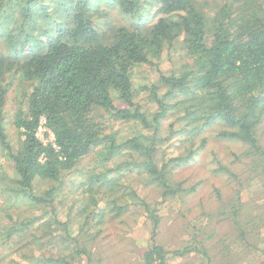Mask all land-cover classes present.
Listing matches in <instances>:
<instances>
[{"label": "trees", "instance_id": "1", "mask_svg": "<svg viewBox=\"0 0 264 264\" xmlns=\"http://www.w3.org/2000/svg\"><path fill=\"white\" fill-rule=\"evenodd\" d=\"M141 1L114 0L111 5L117 6L123 16L134 17L143 10ZM221 1L214 16L209 17L193 5L194 0H158V17L145 29L147 31L135 25H119L111 29V40L104 44L97 41L94 13L90 10L94 6L90 0H0V148L5 151L14 173L8 178L6 188H0V194H6L5 203L8 197L13 200L22 197L29 201L27 208L38 210L37 215L15 217L14 211L5 209L0 216V235L12 244L22 240L25 246L24 251L21 244H15L17 254L23 258L28 254L30 259L34 252L31 261L35 264H75L82 257L91 259L88 242L100 230L92 236H87L86 230L71 236L75 219L82 221L83 217V228L103 223L107 216L108 219L126 218L129 206L122 197L125 187H119L118 177L122 174L118 173L128 167H137L147 176L148 184L160 187L165 195L175 196L181 188L171 175L175 167L196 154L190 140L202 127L218 124L217 137L245 143L259 158L264 154L257 138L264 116V14L251 11L247 16L231 17L230 10L247 0ZM209 19L215 25L211 29H207ZM47 20L55 25L53 37L47 36ZM179 34L184 36L182 50L190 61L169 74L158 73L150 88L158 108L148 119V114L134 101L137 90L133 69L152 64L150 56L158 55L165 43L170 47ZM41 36L50 39L46 42ZM36 47L44 48L36 52L33 50ZM8 67L29 81L31 87L24 97L25 109H19L13 117L12 124L21 135L16 148L8 142L3 126L2 107L8 89L1 72ZM160 89H164L161 95ZM112 91L118 93L124 106L115 104ZM96 106L112 111L115 119L151 128V135L137 132L121 140L114 132L104 133L103 124L93 121ZM169 115L176 118L168 123V132L161 134L162 139L168 141L180 135L190 146L184 142L180 145L184 151L160 161L156 158L159 141L156 134L161 130V117ZM178 120L182 124L176 128L174 122ZM42 125L53 134V140L46 144L37 136ZM206 139L203 136L198 141ZM90 153L97 154L96 162L81 167L79 204L70 206L75 209L76 217H70L73 210L69 209L67 218L61 220L56 195L66 184L68 174L78 169L77 163ZM259 158L255 166L261 164ZM110 172L116 175L108 176ZM39 181L45 182L46 187L35 192L34 185ZM243 182L244 179L238 180L233 192L229 217L234 227L231 240L235 229L238 233L235 239L247 244V225L252 233L264 227V209H261L264 198L260 197L259 203L254 202V196L250 203L241 201ZM130 188L125 192L135 193ZM106 192L111 195L107 196ZM237 194L238 199H235ZM138 202L145 206L147 217L153 220L150 234L153 241L143 251L147 264H166L168 254L186 256L193 249L210 258L204 244L196 242L192 236L176 250H167L158 244L155 236L159 218L150 206L142 200ZM249 204L261 210H250ZM248 215L252 216L248 218ZM42 227L46 228L39 233ZM53 231L57 233L53 235ZM62 231L64 234L59 233ZM210 235L212 237L213 232ZM54 238L59 241L53 243ZM228 242L227 249L232 244ZM43 243L58 247L57 254L43 257L42 251L46 248ZM227 257H231L230 264H234L241 253L237 250ZM18 261L27 260L19 258Z\"/></svg>", "mask_w": 264, "mask_h": 264}, {"label": "rangeland", "instance_id": "2", "mask_svg": "<svg viewBox=\"0 0 264 264\" xmlns=\"http://www.w3.org/2000/svg\"><path fill=\"white\" fill-rule=\"evenodd\" d=\"M113 1L90 0V4L94 6L90 7V10L94 13L93 19L95 20L94 25L98 31V42L104 44L109 43L111 40L109 34L111 29L119 25H135L134 27L145 32L147 31L145 29L158 17L156 14L158 0H142L141 6L143 10L138 16L134 17L123 16L118 11L117 6L114 7L111 5ZM194 1L193 5L203 15L209 17L214 16V13L223 3L221 0ZM251 11L264 14V0H247L242 2L237 9L230 10L231 17L235 15L247 16ZM228 23H231V21ZM214 26L209 19L207 29H211ZM45 27L49 28L47 36L53 37L55 34L53 21L47 20ZM183 38L184 36L179 34L178 40L170 47L165 43L164 49L159 51L158 55L152 54L150 56L152 64L138 65L133 69V82L137 90L134 101L138 104L141 111H145L148 114V119H150V114L153 113L152 111L158 108L157 104L153 101L150 91L151 85L158 78V73L163 72L164 74H169L177 68H180L181 64H186L190 61V58L182 50ZM49 39L46 36L43 37V40L46 42ZM43 48L36 47L33 50L39 52ZM0 50L2 51L1 48ZM12 70V67H8L5 71L1 70L3 83L8 89L2 112L4 114L3 126L7 134V140L11 146L16 148L20 143L21 135L12 124L13 117L19 109H25L26 101L24 97L31 87L29 81L24 80L18 73L14 74ZM143 86H148V88L144 89ZM158 93L160 95L163 94L164 89H160ZM112 97L118 107L124 106V103L118 97V93L112 91ZM92 114L93 121L103 124L102 131L104 133L114 132L121 140L137 132H144L148 135L151 133V128L140 123L135 124L120 121L117 118L115 119L112 111H108L99 106L94 108ZM175 118L169 115V117H161L160 119L162 126L161 130L159 129L156 134V138L159 140L156 158H159L158 160L160 161L162 159L167 160V158L176 155L180 151H184V148L180 146L184 142L187 147L190 146V142L194 144L191 147L193 148V152L196 151V154L175 167L171 175L173 182L180 183L178 185L181 188L180 191L173 197L170 196L171 194L165 195L163 189L160 187L148 184L147 176L143 175L144 172L137 167L122 169L118 173L122 174L118 177L119 187H125V191L127 187H132L135 190V193L124 191L122 194V197H124L129 206V211L126 212V218L108 219L107 216L106 219L104 218L106 220L105 222H98L96 226H85L83 228V217L82 221L75 219L76 221L71 225V236H78L83 230H86L87 236H92L100 230L93 240L88 242V249L90 254H92L91 259L82 257L75 264H147L146 256H143V251L153 241L150 236L153 220L147 217L148 213L145 210V206L138 202L140 200L150 206V210H153V214L159 218V227L155 236L158 244L163 245L167 250H176L184 245L183 243L186 239H190L192 236V239L196 242L199 241L204 244V249L207 251V255L210 256L208 259L200 250L193 249L186 256L176 254L173 257L168 254L169 259L166 264H230L231 257L227 256L237 250L240 251L241 257L237 258L234 264H264V227H259L256 229L257 233H252L249 231L250 227L247 225L248 233L246 234L249 241L247 244H244L246 242L243 243L235 239L238 234L235 229L231 240V231L234 227L231 217H229V211L231 209L230 202L233 197V192L236 190L235 187L237 186L238 180L242 181L244 179L242 183L243 189L240 193L241 201L250 203L253 199L252 196H254V202L259 203L261 198H264V154L259 158L257 153L252 154L251 147L247 144L234 139L217 137L216 133L220 130L218 124L200 128L197 135L190 142L188 140L184 141V137L180 135H175L168 141L163 140L161 134L163 136L167 134V125ZM181 124L182 122L180 120L174 122L176 128H179ZM257 132L259 145L264 150V116ZM37 136L45 144L53 140V134L45 125H42L37 130ZM203 136H206L207 139L204 142L198 141ZM96 155V153H90L85 156L77 163L78 169L74 170L71 174L67 173L68 180H66V184L58 191L55 200L58 203V216L61 220L67 218V211L69 209H71L70 211L73 210L70 217H76V211L73 207L79 204L78 198L80 197L81 187L78 185L82 182L79 171L83 172L81 167H87L95 163L97 159ZM257 158L261 161L259 166H255L254 164ZM108 174V176L116 175L115 172ZM13 175L14 173L10 162L6 158L5 151L0 148V188H6L9 182L8 178ZM44 187H46V183L39 181L34 185V191L39 192ZM106 195L110 196L111 192H106ZM238 196V194L235 195V199H238ZM5 198L6 194L1 193L0 216L3 215V210L5 209L14 211L15 217H27L33 214L37 215L38 213L35 207L27 208L29 201H26L22 197H16L15 200L8 197L6 199L8 206L4 202ZM99 204L101 205V203ZM70 206L73 207L70 208ZM249 207L250 210L254 211L264 209V206L258 209L257 206L252 204H249ZM246 210L247 207L243 211ZM250 216L252 215H248V218ZM45 228H40L39 233ZM200 228H202L201 232H199ZM211 232H213L212 237L210 235ZM56 233V231H53L52 234L55 235ZM59 233L64 234V231ZM193 235L196 237H193ZM87 236L84 240L87 239ZM3 237L4 235H0V264H35V261H31L34 260L32 258V256H35L34 252H32L30 259H28V254L27 256L22 254L26 256V259L14 250L16 248L15 244L19 243L25 251L22 240H18L15 244H12V242L7 241ZM225 238L230 242L232 241L229 249L226 247L229 243L227 240L224 243L221 242ZM41 241L46 242V240ZM57 241L59 240L54 238L52 242L55 243ZM196 242L193 241L192 244L197 248ZM33 244L35 246L38 245L34 242ZM43 244L46 247L42 251L43 257L57 254L58 247H52L51 243L48 246L45 243ZM242 244L244 247H237ZM19 258L27 261H18Z\"/></svg>", "mask_w": 264, "mask_h": 264}]
</instances>
